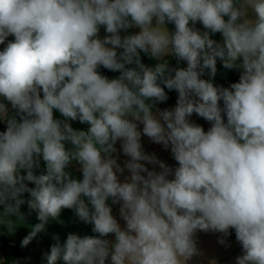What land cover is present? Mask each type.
Here are the masks:
<instances>
[{
  "label": "clouds",
  "instance_id": "clouds-1",
  "mask_svg": "<svg viewBox=\"0 0 264 264\" xmlns=\"http://www.w3.org/2000/svg\"><path fill=\"white\" fill-rule=\"evenodd\" d=\"M9 36L0 98L15 115L0 102V225L14 231L27 203L39 223L22 247L70 209L97 235H54L46 264H189L202 255L198 232L232 229L243 251L235 264H264V0H0V44ZM218 60L240 70L238 82L213 83ZM165 89L178 98L160 110ZM142 136L177 166L146 153ZM74 161L82 179L69 171Z\"/></svg>",
  "mask_w": 264,
  "mask_h": 264
},
{
  "label": "crops",
  "instance_id": "crops-1",
  "mask_svg": "<svg viewBox=\"0 0 264 264\" xmlns=\"http://www.w3.org/2000/svg\"><path fill=\"white\" fill-rule=\"evenodd\" d=\"M167 27L169 31H174V25L169 24L167 25ZM196 27L201 31L204 30L203 26L199 23L196 24ZM137 31L138 29L136 28L128 29L127 31L122 30L121 36L132 34ZM99 35L101 38H103L106 35L103 27H101ZM212 38L217 40L218 42L222 40V36L219 33L215 34ZM13 40L14 37L9 36L5 41V44H0V51L3 50V48L6 46L8 41H13ZM223 68L224 67L222 66V63L218 60L216 76L214 78H211L206 70L202 78L204 79L211 78L213 79L214 84L218 86L229 87L232 83L235 82L229 81L222 76ZM116 77L118 76H111L109 78L111 79ZM165 91L168 94L169 97L168 100L166 102L156 104L155 108L163 110V109H172L175 107L178 98V93L175 90L169 91L168 89H165ZM0 102L6 103L8 105L9 111L12 109L11 105L7 101H4L3 98H0ZM54 115L57 119H63V117L58 112H55ZM190 119L192 122L202 126L205 131H207L211 127V124L208 121L197 116L196 114H193ZM1 122L3 121H0V123ZM69 122L71 123L72 127L77 130H86L88 127L87 124H81L79 121H69ZM140 128L142 129V125H140ZM141 143L146 153L148 154L154 153L159 160L165 162L170 167L174 168L177 166V162L174 160L170 149H165L162 144L153 143L146 136H142ZM66 147L71 148L72 146L70 144H66ZM116 148L118 152L114 153L113 155L118 154L119 156L118 162L121 164V166H123L124 162L128 159V157H126L120 150L119 142H117ZM146 166L150 170L153 169L154 167L151 164H148ZM155 170L156 171L160 170L158 165L155 166ZM69 171L72 173L74 178L82 179V173L79 171V165L75 161L73 162L72 165H70ZM35 172L38 175L45 172V163L43 162V160L40 161V166L39 168L35 169ZM127 175L128 172L127 170H125L124 174L120 176V179L123 181L125 176ZM29 187H34V185L29 183ZM23 198L27 200L29 198V195L25 193ZM109 204L112 207V214L121 224V227H124L125 222L119 215L120 205L118 203L112 204L111 201H109ZM2 211H3L2 206H0V212ZM21 212L24 214L25 218L23 222L15 228L14 231L9 232L6 226L0 225V233H3L11 237L19 245H21L22 240L29 234L31 227L39 223V220L37 219V213L31 211L28 208L27 203L21 206ZM69 233L78 234L80 236L97 235L96 233H93L91 224H86L80 221L76 217L73 210L64 209L60 215L59 221L56 220L49 221V223L46 225L45 231L37 234V236L27 246L22 247L27 257L26 264H46V260L44 259V254L49 252L51 245L56 242L53 239V236L58 235L60 238V242L63 243L66 240L67 235ZM105 238L109 239L110 241H114L115 239L113 234H109ZM221 238L225 239L226 241L225 244L219 243V240ZM195 239L197 241V247L202 253V255L194 257L191 261H189V264H211L212 261H215V264H235L236 258L243 254L241 245L236 240L234 229L230 230V234L227 237H224L221 233H215L211 231L209 232L201 231L196 234ZM3 262H4V256L2 251L0 250V264H3ZM60 264H62V262H60ZM106 264H110V260L106 261Z\"/></svg>",
  "mask_w": 264,
  "mask_h": 264
},
{
  "label": "trees",
  "instance_id": "trees-1",
  "mask_svg": "<svg viewBox=\"0 0 264 264\" xmlns=\"http://www.w3.org/2000/svg\"><path fill=\"white\" fill-rule=\"evenodd\" d=\"M142 61L146 65H152L155 63L154 60L150 59L148 56H146L144 53H141ZM169 60V63L172 67H186L185 62L177 63V60L175 57L169 56L167 57ZM101 74L106 75L107 77L111 76H119V72H112L107 69H104L101 67L99 69ZM222 76L233 82H238L240 77V70L238 69H225L223 68V74ZM10 115H15V110L11 109L9 111ZM19 119V117H17ZM7 127L6 121H3L0 123V131H5ZM0 250L3 253L4 256V262L3 264H26L27 263V257L24 249L21 245H19L15 240H13L11 237L0 233Z\"/></svg>",
  "mask_w": 264,
  "mask_h": 264
}]
</instances>
